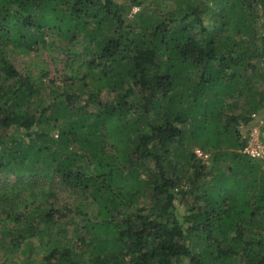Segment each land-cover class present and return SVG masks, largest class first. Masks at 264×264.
<instances>
[{
	"label": "trees",
	"instance_id": "obj_1",
	"mask_svg": "<svg viewBox=\"0 0 264 264\" xmlns=\"http://www.w3.org/2000/svg\"><path fill=\"white\" fill-rule=\"evenodd\" d=\"M145 1L0 0V180L15 175L0 187V234L17 250L69 217L49 199L17 212L22 181L42 178L98 205L82 240L95 264H264V171L242 153L264 112V0ZM48 35L83 37L88 59L78 84L45 98L4 51ZM79 259L55 243L26 264Z\"/></svg>",
	"mask_w": 264,
	"mask_h": 264
},
{
	"label": "rangeland",
	"instance_id": "obj_2",
	"mask_svg": "<svg viewBox=\"0 0 264 264\" xmlns=\"http://www.w3.org/2000/svg\"><path fill=\"white\" fill-rule=\"evenodd\" d=\"M150 5V9L159 7L163 12L169 10L173 4L172 0H146L144 6ZM173 7V6H172ZM142 8L133 7L130 14L126 17V22L129 23L136 13ZM47 44L40 45L36 51L27 50H12L4 51V55L15 66L21 77L32 76L34 80L41 82V91L43 97L50 95L51 88L62 91L70 84V80L78 84V79L82 78L85 73L84 62L88 59L86 54V41L80 37L73 45L67 42H62L53 35H48ZM3 75L0 74V81H3ZM12 82H9L11 84ZM8 84V85H9ZM76 88V87H75ZM74 88V89H75ZM259 88L264 89V84H259ZM101 99L107 102H114L115 95L111 91H105L101 95ZM243 100L241 108L236 114L244 113ZM264 106V103L262 104ZM243 107V108H242ZM261 139L264 143V127L260 129ZM250 130L248 132V135ZM56 134V133H55ZM262 164L264 171V159L259 161ZM15 175L7 173L0 180V187H10L9 183H14ZM31 181V180H29ZM36 181V182H35ZM55 181V182H54ZM45 181L42 178L28 183L25 179L20 184L17 190L19 199L16 202V210L19 213L24 211L26 203L36 201H46L54 206L55 209L63 210L69 208L72 213L69 217L59 222L50 229H45V225L41 223L38 230H43L41 235L33 238V240L24 243L16 250L9 237H3L0 234V264H26V261L40 263L47 251L55 244L60 243L63 246L74 248L76 254H79L80 261L83 264H95L96 252L86 245H83L82 240L86 239V243L91 242L92 235L88 233L86 225H91L99 221L98 205L93 198L82 193H75L65 189L57 180ZM38 183L33 189L29 185ZM20 189V190H19ZM47 193L52 195V198L44 197ZM33 194L43 195L34 197ZM12 213L15 209L11 210ZM0 218L6 221V217L1 214ZM7 228H13L11 222L5 223Z\"/></svg>",
	"mask_w": 264,
	"mask_h": 264
},
{
	"label": "built area",
	"instance_id": "obj_3",
	"mask_svg": "<svg viewBox=\"0 0 264 264\" xmlns=\"http://www.w3.org/2000/svg\"><path fill=\"white\" fill-rule=\"evenodd\" d=\"M251 118L252 122L248 141L242 153L251 160L261 161L264 159V143L261 139L260 129L264 127V112L252 114ZM194 153L202 161H207L210 157L209 154L201 149H195Z\"/></svg>",
	"mask_w": 264,
	"mask_h": 264
}]
</instances>
